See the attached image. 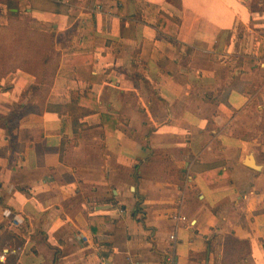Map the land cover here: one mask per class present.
Instances as JSON below:
<instances>
[{"label": "crops", "instance_id": "1", "mask_svg": "<svg viewBox=\"0 0 264 264\" xmlns=\"http://www.w3.org/2000/svg\"><path fill=\"white\" fill-rule=\"evenodd\" d=\"M102 259L264 264V0H0V264Z\"/></svg>", "mask_w": 264, "mask_h": 264}, {"label": "rangeland", "instance_id": "2", "mask_svg": "<svg viewBox=\"0 0 264 264\" xmlns=\"http://www.w3.org/2000/svg\"><path fill=\"white\" fill-rule=\"evenodd\" d=\"M36 40H39V37H37ZM33 47H34V46H33ZM36 50H39V49H36ZM31 66H32V67L39 68V69L41 68V67H40V66H41L40 63H38V62H37V63L32 62V65H31ZM42 66H43V65H42ZM44 69H45V68H44ZM41 70H42V68H41ZM48 70H50V69H48ZM233 245H234V246L237 245V247H242V246H244V244H241V243H238V242H234Z\"/></svg>", "mask_w": 264, "mask_h": 264}, {"label": "built area", "instance_id": "3", "mask_svg": "<svg viewBox=\"0 0 264 264\" xmlns=\"http://www.w3.org/2000/svg\"><path fill=\"white\" fill-rule=\"evenodd\" d=\"M66 1V0H63ZM101 264H112L110 261H108L107 259H102ZM132 264H138L137 262H134Z\"/></svg>", "mask_w": 264, "mask_h": 264}]
</instances>
